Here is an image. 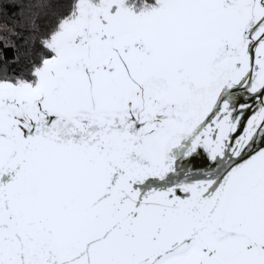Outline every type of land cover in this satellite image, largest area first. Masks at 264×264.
I'll list each match as a JSON object with an SVG mask.
<instances>
[{
  "label": "snow or ice",
  "instance_id": "snow-or-ice-1",
  "mask_svg": "<svg viewBox=\"0 0 264 264\" xmlns=\"http://www.w3.org/2000/svg\"><path fill=\"white\" fill-rule=\"evenodd\" d=\"M0 264H264V0H0Z\"/></svg>",
  "mask_w": 264,
  "mask_h": 264
}]
</instances>
